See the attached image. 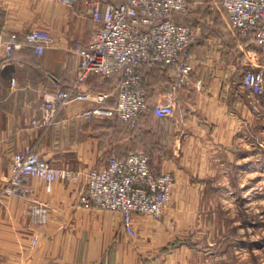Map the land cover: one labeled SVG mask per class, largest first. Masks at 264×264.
Returning <instances> with one entry per match:
<instances>
[{
	"label": "crops",
	"instance_id": "crops-1",
	"mask_svg": "<svg viewBox=\"0 0 264 264\" xmlns=\"http://www.w3.org/2000/svg\"><path fill=\"white\" fill-rule=\"evenodd\" d=\"M188 2L186 12L171 17L198 33L189 50V84L176 92L174 114L157 118L153 106L170 90L174 68L149 71L148 108L141 127L132 129L113 117L83 114L93 101L66 103L47 128L33 124L41 120L45 95L74 83L80 60L74 47L92 35L90 0H0L2 34L34 29L52 36L41 54L28 46L9 57L0 51V264H208L204 258L215 255L189 244L185 224L195 210L215 207L197 196L213 188L209 180L220 175L218 164L228 165L242 144L252 145L250 136H264V92L243 86V73L258 66V50L252 42L241 44L220 0ZM115 80L90 73L83 88L91 98L105 94L100 104L109 107ZM27 147L52 166L80 171L144 150L154 170L173 175L169 203L157 219L134 215L131 237L118 212L77 205L83 178L55 180L47 188L43 179L28 177L27 195L7 194L13 156ZM35 202L47 208L43 224L31 221Z\"/></svg>",
	"mask_w": 264,
	"mask_h": 264
},
{
	"label": "built area",
	"instance_id": "built-area-1",
	"mask_svg": "<svg viewBox=\"0 0 264 264\" xmlns=\"http://www.w3.org/2000/svg\"><path fill=\"white\" fill-rule=\"evenodd\" d=\"M220 5L232 31L239 36H253L259 63L243 73L242 83L247 91L262 94L264 0H221ZM188 7V0H123L117 4H96L91 13L96 29L87 43L74 47L80 60L72 87L46 94L41 104V120L32 123L47 128L66 103L93 101L96 105L85 109L83 114L113 117L137 126L148 108L144 92L145 72L154 65L174 68L170 90L160 94L154 104L157 118H170L174 114L176 92L189 84L192 70L189 47L198 39L196 28L174 23L171 12L183 13ZM50 42L52 36L34 29L21 34L0 32V51L5 57L26 46L41 54ZM90 73L115 77L113 106L100 104L105 94L89 97L83 84ZM28 177L43 179L47 188L55 180L79 181L83 178L77 205L118 212L122 228L131 237L135 234L133 216L159 218L169 203L174 183L170 171L151 169L144 151H136L122 159L110 156L104 165L80 171L52 166L27 147L14 154L12 178L4 192L27 195L30 189L24 180ZM29 213L35 224L47 220V208L40 203H33Z\"/></svg>",
	"mask_w": 264,
	"mask_h": 264
},
{
	"label": "rangeland",
	"instance_id": "rangeland-1",
	"mask_svg": "<svg viewBox=\"0 0 264 264\" xmlns=\"http://www.w3.org/2000/svg\"><path fill=\"white\" fill-rule=\"evenodd\" d=\"M103 1L90 0V15ZM96 27L93 22L92 32ZM248 139L254 143L242 144L228 165L216 166L220 175L210 178L213 188L198 193L197 200L215 207L195 210L185 224L190 245L215 252L204 258L208 264H264V136ZM241 154L244 159L237 160Z\"/></svg>",
	"mask_w": 264,
	"mask_h": 264
},
{
	"label": "trees",
	"instance_id": "trees-1",
	"mask_svg": "<svg viewBox=\"0 0 264 264\" xmlns=\"http://www.w3.org/2000/svg\"><path fill=\"white\" fill-rule=\"evenodd\" d=\"M123 0H106V1H103V3H107V2H111V3H114V4H117V3H120V2H122ZM220 2H221V0H220ZM102 3V4H103ZM172 14H183V13H181V12H177V11H173L172 13H171V15ZM172 18V17H171ZM173 20V19H172ZM94 22V21H93ZM173 22L174 23H176V24H185V23H179V22H176V21H174L173 20ZM95 23V22H94ZM96 24V23H95ZM188 25V24H187ZM190 26H192V25H190ZM238 39L240 40V42H241V44L242 45H246V44H249L250 42H252L253 43V36H252V34H249V35H247V36H239L238 35ZM196 43V42H195ZM194 44V43H193ZM193 44H191L190 45V47H189V50L191 49V46H193ZM254 44V43H253ZM167 68H169V66H162V65H154V66H152V67H150V68H148L147 70H146V72H145V75L149 72V71H151V70H158V71H160L161 73L162 72H164ZM164 74V73H163ZM100 75V74H99ZM110 78H114V80H115V77H110ZM110 78H106V79H110ZM116 81V80H115ZM68 90V89H67ZM144 92H145V99H146V101H147V104H148V101H149V96H150V92H149V90H148V88L146 87V85H145V83H144ZM153 114H154V106H153ZM115 120H117V121H120V122H123V123H125L126 125H128L130 128H134V129H136V128H139V127H141V122H140V124L139 125H137V126H132V125H130V123L129 122H126V121H122V120H119V119H117V118H114ZM136 151H144V150H136ZM136 151H133V152H130V153H128L127 155H125V156H123V157H116V158H118V159H122V158H125L126 156H128L129 154H131V153H134V152H136ZM147 155H148V157H149V165H150V167H151V169L152 170H154V168L152 167V165H151V155L148 153V152H146V151H144ZM154 171H156V170H154Z\"/></svg>",
	"mask_w": 264,
	"mask_h": 264
}]
</instances>
